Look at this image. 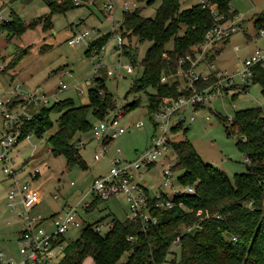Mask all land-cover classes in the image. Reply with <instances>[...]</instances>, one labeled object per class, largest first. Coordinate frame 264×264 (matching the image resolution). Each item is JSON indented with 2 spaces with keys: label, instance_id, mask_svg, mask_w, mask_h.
<instances>
[{
  "label": "rangeland",
  "instance_id": "rangeland-1",
  "mask_svg": "<svg viewBox=\"0 0 264 264\" xmlns=\"http://www.w3.org/2000/svg\"><path fill=\"white\" fill-rule=\"evenodd\" d=\"M4 0H0V3ZM79 5L64 12H54L51 15L52 27L42 30L41 27L27 29L20 36L14 35L10 39L7 33H0V97H11V91L29 92L38 88L41 93L53 94L51 100L45 104L50 107L54 102L63 99H72L75 105H83L88 102L87 91L94 85V76H104L106 91L115 98L117 106L124 103L139 100V103L127 110L118 120L119 125L126 128V132L106 145L107 158L95 160L94 154L100 150V143L93 138L91 132L77 136L81 139L79 154L84 160L85 166L68 164L62 155L54 156L50 152L47 137L57 127L59 113L52 112L50 119L53 127L42 135L31 133L30 137L18 141L10 149L12 157L11 166L28 171L34 167L39 168V175L34 179L33 185L42 193V200L32 210L34 214H40L46 220L50 219L52 211L60 209L62 203L75 204L81 196L87 192L94 178L104 175L109 169V160L116 154V148L122 153L118 157L126 160H134L149 145L153 131L152 120L148 110V94L155 93L153 87L132 90L135 80L142 74L141 59L144 57L150 42L134 43L131 56L121 54L111 32L119 29L122 23V14L125 10L123 0H114V17L118 25L111 26V20L105 16V0H79ZM129 10L138 7L141 14L153 17L161 0L147 3V0H126ZM180 8L185 9L198 3V0H179ZM4 13L13 19L14 17L28 23L34 19L49 13V8L44 0H10L7 1ZM81 3V4H80ZM135 3V6L132 4ZM1 9V8H0ZM229 9L235 14V29L230 36L219 41L216 46L213 62L219 70L234 73L236 64L244 59L255 48L264 50V34L259 35V30L254 25L255 18L264 12V0H229ZM233 19V18H232ZM83 30H89V38L77 45H70L69 37ZM110 33L107 36L105 51L97 55L87 53L88 42ZM124 40V39H123ZM172 41L166 45L171 48ZM238 46V49H235ZM99 58L101 63H99ZM121 59L123 63L132 66V73L122 70L121 76L107 75L106 70ZM134 61V62H133ZM101 67L95 71L96 67ZM235 81L238 79L235 77ZM66 84V88L59 90L60 84ZM248 86L243 91L230 90L215 96L210 103L194 110L196 119L186 127V131H172L169 133L170 141L178 142L187 139L193 145L195 151L203 162L213 164L232 179L235 173L246 171L244 153L236 145L239 136L228 135L225 130L224 120H230L234 111L261 107L264 112V95L261 92L259 82H247ZM240 87V85H237ZM39 108L36 107L34 111ZM33 111V112H34ZM206 116L208 119H206ZM110 119L105 115L104 120ZM91 124H97L100 120L88 113ZM143 122L142 126L136 123ZM3 132V116L0 112V137ZM176 159L174 153L168 154ZM4 163L0 160V251L6 256L18 259V230L21 226V206L12 208L6 198L7 181ZM28 178V176H24ZM174 175V189L183 190L184 186ZM147 187L155 192L164 190L171 196V190L161 187V178L157 165L146 171L144 179ZM73 182V185L71 184ZM58 195V199L53 198ZM92 196L88 195L82 201L90 203ZM82 225L70 226L64 233L66 246L69 242L80 237L82 228L96 220H101L99 231L104 234L108 229V221L112 216L121 220L129 213L128 202L125 197L119 196L100 201L92 211L79 210ZM44 225H48L47 221ZM52 227V225H51ZM175 263L180 264L179 249ZM123 255L121 260H125ZM170 259V255L167 258ZM83 264H94L91 257H87ZM163 264H172L169 261Z\"/></svg>",
  "mask_w": 264,
  "mask_h": 264
},
{
  "label": "trees",
  "instance_id": "trees-1",
  "mask_svg": "<svg viewBox=\"0 0 264 264\" xmlns=\"http://www.w3.org/2000/svg\"><path fill=\"white\" fill-rule=\"evenodd\" d=\"M44 1L48 14L28 23L14 17L1 25L8 39L36 26L44 31L50 29L54 12L79 5L75 0ZM153 1L147 0V3ZM212 1L223 14L219 21L200 4L181 9L179 0H161L153 17L143 16L138 7L123 11L118 29L124 38L121 54H133L132 39L134 43L150 42L141 59L142 74L132 88L155 89V93L148 94L150 115L157 110L161 97L179 95V82L171 79L162 82V76L175 72L178 60L200 43L216 22L235 16L229 9V0ZM254 25L257 30L264 29V12L255 18ZM107 36L110 33L88 42L86 52L98 53ZM170 41L173 45L168 48ZM93 79L94 85L87 91V104L75 105L72 99H63L50 107L28 106L30 117H20L18 141L31 133L42 135L48 131L53 127L50 114L57 112V127L47 137L50 152L64 156L68 164L84 167L79 147L74 146L79 138H75L91 132L93 124L88 113L103 119L116 103L105 89L104 76ZM250 81L259 82L264 95V69L256 70ZM138 103L139 100L126 103L124 113ZM36 107L39 109L34 111ZM224 121L226 133L239 136L236 145L248 158L246 171L235 173L230 179L215 165L203 162L189 140L173 142L171 149L176 157L173 171L183 186H194V193L174 194L172 207L152 209L157 222L146 230L141 228L139 220H121L115 216L108 221L104 234L97 228L101 220L86 224L80 237L65 246L58 264H82L88 256L94 264H163L166 261L174 264L177 254L174 248L179 249L180 264H264V112L261 107L244 108L234 111L232 118ZM103 200L92 198L85 211H92ZM123 255L126 258L122 261Z\"/></svg>",
  "mask_w": 264,
  "mask_h": 264
},
{
  "label": "built area",
  "instance_id": "built-area-1",
  "mask_svg": "<svg viewBox=\"0 0 264 264\" xmlns=\"http://www.w3.org/2000/svg\"><path fill=\"white\" fill-rule=\"evenodd\" d=\"M9 0H4L7 2ZM80 1L75 0L78 4ZM202 8L207 9L214 17L215 21L223 18L219 13L217 4L212 0H198ZM125 10H129L126 0H123ZM135 6V3L132 4ZM104 7L109 11V18L112 21V28L118 25L112 13L115 10L114 0H105ZM234 18L216 22L209 28L203 40L191 47V50L178 60L175 72L163 75L162 82L173 80L178 81L177 90L179 95L163 96L157 110L151 112L153 131L150 136L148 147L134 160L121 159L120 148H116V154L109 160V169L104 175L94 178L78 202L66 204L61 209L50 215V219L42 218L40 214L32 213L33 208L42 200V193L38 187L33 185L34 179L39 175V168L34 167L28 171L20 170L11 166L13 160L10 156V149L20 137L18 129L20 117L28 119L30 117L27 107L30 105L47 104L53 94L41 93L38 88L29 92L11 91V97H0V112L3 116V132L0 137V160L4 163L6 172L7 191L6 198L8 205L13 209L21 206L23 210L19 215L22 219L17 238L19 258L8 257L0 251V264H58L64 256L66 246L64 233L70 226L80 227L82 225L79 210L88 207L87 201L82 205V201L88 195L92 198L98 197L104 200L123 196L128 202L129 213L127 219L139 220L141 228L146 230L157 222V217L152 213V209L158 207L169 208L174 205L172 196L174 194H192L195 191L193 185L184 186L183 190L174 189V171L172 160L168 154L172 153L169 133L172 131H184L190 122L196 119L194 110L205 106L217 95H221L230 90L243 91V87L252 79L254 72L264 69V50L255 48L244 59L236 64V71L229 73L219 70L213 62L216 46L219 41L227 39L235 29ZM10 21V17L0 9V33L3 29L1 25ZM264 34V29L259 30V35ZM90 31L72 34L68 43L77 45L85 38H89ZM112 36L121 49L124 38L118 30H113ZM238 49V46H235ZM105 51L102 44L99 52ZM96 50L93 54H98ZM99 63L101 59L99 58ZM101 67H96L98 71ZM3 69V66H0ZM107 75L121 76L122 70L125 73H132L130 64L123 63L120 58L108 69ZM235 77L238 82L235 81ZM59 90L66 88V84L59 82ZM240 85L238 87L237 85ZM127 103V102H126ZM117 106L108 109L107 115L110 119H102L91 128V135L100 143V150L94 154L95 160L107 158L106 145L126 132V128L119 125V119L124 114V107ZM206 119L208 117L206 116ZM143 122L136 123L142 126ZM31 134L27 135L30 137ZM26 137V138H27ZM79 139L75 147L81 145ZM247 157L245 160L247 161ZM155 165L159 168L161 187L171 190V196L164 190L155 192L149 191L146 183L142 181L147 170ZM28 176V178L24 177ZM73 185V182H71ZM54 199H58L57 194H53ZM50 225L47 228L46 222ZM52 225V227H51ZM98 224L97 228H101ZM132 239V236L128 237ZM174 241L173 243H175Z\"/></svg>",
  "mask_w": 264,
  "mask_h": 264
},
{
  "label": "crops",
  "instance_id": "crops-1",
  "mask_svg": "<svg viewBox=\"0 0 264 264\" xmlns=\"http://www.w3.org/2000/svg\"><path fill=\"white\" fill-rule=\"evenodd\" d=\"M6 4H8V3H6V2H1L0 3V8H3L4 9V7H6L7 8V5ZM105 8V7H104ZM106 9V8H105ZM106 11H107V14H105V16H107L108 18H109V11L106 9ZM115 11V10H114ZM112 17H113V19H114V21L115 22H118V21H116L115 20V17H114V12L112 13ZM110 19V18H109ZM111 20V19H110ZM111 26H112V21H111ZM40 27V26H39ZM81 135H83V134H80V136ZM149 189V188H148ZM149 191H151L150 189H149ZM151 192H153V191H151ZM66 204H68V202H65V203H62L59 207H60V209L64 206V205H66ZM39 204H37L34 208H36L37 206H38ZM33 208V209H34ZM59 210V209H58ZM58 210H55V211H52V213L50 214V215H52L53 213H55L56 211H58ZM50 215H48V216H50ZM46 226V225H45ZM47 228H49L50 227V225L48 224L47 226H46ZM18 236H19V230H18ZM18 238V237H17ZM88 257H90V256H88ZM87 258V257H86ZM85 258V259H86ZM92 259V258H91ZM93 261V260H92ZM83 263H84V261H83ZM82 263V264H83Z\"/></svg>",
  "mask_w": 264,
  "mask_h": 264
}]
</instances>
